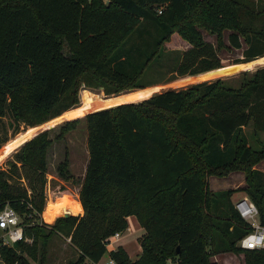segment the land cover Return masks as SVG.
<instances>
[{
  "label": "trees",
  "instance_id": "16d2710c",
  "mask_svg": "<svg viewBox=\"0 0 264 264\" xmlns=\"http://www.w3.org/2000/svg\"><path fill=\"white\" fill-rule=\"evenodd\" d=\"M143 25L155 28L151 42ZM174 35L187 43L180 53L166 49ZM222 49L241 51L228 64L264 56V0H0V148L21 125V143L33 137L0 167V210L14 208L29 239L4 247L3 262L45 264L56 234L77 251L68 264L98 261L105 240L125 231L134 215L144 228L142 251L132 260L119 246L112 253L119 264H219L213 257L226 252L264 264V248L239 246L252 226L232 203L245 192L264 225V171L255 168L264 160V66L241 71L237 85L219 78L123 102L145 93L125 90L225 66ZM149 71L166 74L144 82ZM83 86L118 95L99 99L96 110L73 108L69 115L77 118L55 138L40 132L79 104ZM81 121L89 151L79 190L83 213L47 223L48 149ZM232 172L245 174L244 187L211 189L210 176ZM58 175L72 179L68 157ZM70 197L60 194L53 208L75 214Z\"/></svg>",
  "mask_w": 264,
  "mask_h": 264
},
{
  "label": "rangeland",
  "instance_id": "374dc122",
  "mask_svg": "<svg viewBox=\"0 0 264 264\" xmlns=\"http://www.w3.org/2000/svg\"><path fill=\"white\" fill-rule=\"evenodd\" d=\"M147 30L151 32V34H149ZM143 31H144V37L151 42V39L155 34V28L151 25H143ZM203 32H204V36L206 40L211 41L215 44L217 43L215 35L205 30ZM143 40H144L143 37L137 36L136 45L139 47H142ZM186 46H187V43L184 42L177 35H174L171 41L166 43V49H169L171 51L174 50L178 53H180V51L184 49ZM220 53L226 63L222 69L218 68L217 71L203 72L197 75L186 76V77L174 80V81L161 83V84H155V85L147 86L144 88H134V89L125 90L123 92H128L130 90H136V91L143 90L145 91V93H140L141 97L138 99L131 98L123 102H137L160 91H164V90L171 89V88H176V89L184 88V87L190 86L198 82L212 81V80L219 79V78L225 79L230 84L237 85L238 80H239L238 77L241 71L243 70L254 71L257 68L264 66V61L263 62L259 61V59L263 58L264 56L257 58L255 60H252L250 62H246V63L228 64L229 63L228 61L230 59L241 56V51L240 50L229 51L226 49H222ZM152 67H155V66H152ZM165 74H166L165 72L160 73L158 71H155V72L149 71V73L145 74L143 81L148 82V83L159 81L160 79L164 77ZM114 95H118V94L106 95L104 94L103 89L102 90L99 88L93 89V88L83 86L79 90V104L65 111L60 116L53 118V119H58V121L53 123L51 126L50 125L43 126L40 132L43 130H49L50 132L49 134L51 138H55L56 135L59 134L61 126L64 124V122L77 118V117H72L69 115V113L72 111L73 108L79 105L87 104L88 106L87 111L96 110V109H99L98 107L99 99L100 100L103 99L104 96H114ZM53 119H50V120H53ZM24 131H26V129H24V125H21L20 132L16 135H12L11 129H10L9 135L11 138L9 142L4 144L0 148V167L1 168H4V169L8 168L9 166L8 161L13 157V153L16 152V150H18L20 146L24 143V142L21 143L20 137H19L20 134L23 133ZM245 131L247 135L249 136L251 143L256 148H259L260 141L258 142L256 138L253 136V129L251 127H247ZM87 138H88V133H87L86 123L84 121H81L78 127L75 130H72L69 133H67L62 140H56V139L54 140L53 144L48 149V181L49 180L51 181L52 190H56L60 188L61 185L62 186L64 185L65 188L68 189V191L64 193L70 196H72L73 194V198H77L75 196V193H77L78 188L80 186V181L85 175L87 163L89 160ZM259 139L263 140V143H264V133L262 134V137L261 136L259 137ZM67 157L69 159L70 171L73 173L72 179L68 181L63 180L58 175V167L60 163L63 162ZM245 182H246L245 174L243 172H232L226 177H220V176L209 177L210 187L211 189L215 191L231 189V188H242L245 186L244 185ZM22 183L27 184V180L26 179L23 180ZM51 196L54 199V195L52 194ZM243 196H248V195L243 191H238L232 196V203H234L238 198L243 197ZM46 206L49 210L48 218H50V220H53L54 218L56 219L57 217L65 213L64 211L55 210L53 208L52 202ZM81 210L82 208L80 209V212ZM80 212L77 209V212L75 214L73 213V215H77ZM42 218L47 223H53L55 221L54 219L51 222L48 220V218L46 221L43 217V213H42ZM128 221L130 225V232L127 231L125 234H123L122 239L119 241V244H121L124 247V249L128 251V253L130 254L133 260H136L141 254V248H140L141 245L138 239L143 234V231L142 229H140L139 231L140 233L136 231L137 230L136 226L138 225V223L136 221L135 216H131L128 219ZM127 233L129 234V236H127ZM47 250H48L47 260L45 264H68V262L71 259H74L77 257V251L70 244L69 239H65V237H62L57 234L54 235L48 242ZM232 256H233L232 260H231V257H228L230 258L229 260L231 262H227V263L244 264L243 254H236V256L235 255H232ZM219 260H221L220 257H219ZM0 264H5V263L1 262ZM34 264L36 263L34 262Z\"/></svg>",
  "mask_w": 264,
  "mask_h": 264
},
{
  "label": "built area",
  "instance_id": "2783aa9c",
  "mask_svg": "<svg viewBox=\"0 0 264 264\" xmlns=\"http://www.w3.org/2000/svg\"><path fill=\"white\" fill-rule=\"evenodd\" d=\"M56 190L51 189V181L49 180L47 187V202L53 199L51 196L52 194L55 199V197L68 191L66 188L63 190ZM234 207L240 216L252 226L251 232L239 241V246L244 249L264 248V225L260 221L259 209L256 203L248 196H243L234 202ZM127 230L128 228L125 231H118L106 239L105 254L98 261L90 262L88 264H119L116 258L112 256V253L118 250V243ZM24 239L29 240L24 236L22 217L14 208L6 205L0 210V263L3 262L1 250L4 247L13 246L16 242ZM169 262L172 263L173 260L169 259Z\"/></svg>",
  "mask_w": 264,
  "mask_h": 264
},
{
  "label": "crops",
  "instance_id": "0c3cea01",
  "mask_svg": "<svg viewBox=\"0 0 264 264\" xmlns=\"http://www.w3.org/2000/svg\"><path fill=\"white\" fill-rule=\"evenodd\" d=\"M264 58V57H263ZM263 58H260L259 60H261V59H263ZM239 64V63H238ZM223 67H221V68H219V69H222ZM218 69H215V70H212V71H207V72H213V71H217ZM264 132H262V133H260V136L262 137V134H263ZM262 139V138H261ZM260 144V143H259ZM264 160H262L261 162H259L258 164H256V166H255V168H257V169H259V170H261V171H264ZM72 173V172H71ZM73 174V173H72ZM211 177V176H210ZM83 179V178H82ZM246 184V183H245ZM244 184V185H245ZM79 190H80V186H79V188H78V191H77V193H75V196L77 197V200L80 202V204H81V201H80V199H79ZM57 200H55V199H51L49 202H48V204L49 203H51V202H56ZM47 204V205H48ZM82 205V204H81ZM79 206L80 207V209L81 208H83L82 206ZM79 212H80V210H79ZM83 213V210H81V212L79 213V214H82ZM78 215V214H77ZM131 216H134V215H131ZM131 216H129L128 217V219L131 217ZM55 219V218H54ZM53 219V220H54ZM49 220V219H48ZM53 220H49V221H53ZM136 221H137V223H138V225L136 226V231H140V229H142V231H143V233H144V228L140 225V223H139V221H138V219L136 218ZM136 223V222H135ZM128 230L127 231H129L130 232V225H129V221H128ZM126 231V232H127ZM140 233V232H139ZM142 234V233H141ZM127 236H129V234L127 233ZM122 239V238H121ZM120 239V240H121ZM118 245L119 246H122L121 244H119L118 243ZM123 247V246H122ZM140 248H141V246H140ZM141 251H142V248H141ZM128 252V251H127ZM232 255H235L236 256V254H234V253H229V252H226V253H220V254H217V255H215L214 257H213V260H215V261H217L218 263H220V264H232V263H227V262H231L229 259L230 258H228V257H231V260H232V258H233V256ZM129 256H130V254H129ZM219 257L221 258V260H219ZM130 258H131V256H130ZM132 259V258H131ZM133 260V259H132Z\"/></svg>",
  "mask_w": 264,
  "mask_h": 264
},
{
  "label": "bare ground",
  "instance_id": "6f19581e",
  "mask_svg": "<svg viewBox=\"0 0 264 264\" xmlns=\"http://www.w3.org/2000/svg\"><path fill=\"white\" fill-rule=\"evenodd\" d=\"M66 199H71L72 202H74V203L77 204V208H78V210H80V207H79V206H80V202L77 200V198H73V197L71 198V197H70V198H66ZM55 200H58V199H55ZM49 201H50V200H49ZM49 201H48V202H49ZM48 202H47V204H48ZM47 204H46V205H47ZM46 207H47V206H46ZM46 207H45V211H46ZM48 219L50 220V218H48Z\"/></svg>",
  "mask_w": 264,
  "mask_h": 264
},
{
  "label": "water",
  "instance_id": "95a60500",
  "mask_svg": "<svg viewBox=\"0 0 264 264\" xmlns=\"http://www.w3.org/2000/svg\"><path fill=\"white\" fill-rule=\"evenodd\" d=\"M99 89L102 90L103 87H99ZM104 94H105V93H104ZM149 97H150V96H149ZM144 99H145V98H144ZM124 103H125V102H124ZM103 109H104V108H103ZM88 113H89V112H88ZM86 114H87V113H86ZM84 115H85V114H84ZM79 117H80V116H79ZM37 134H38V133H37ZM37 134H36V135H37ZM32 138H33V137H32ZM32 138H30V139H32ZM30 139H29V140H30ZM29 140H27V141H29ZM27 141H25L24 143H26ZM24 143H23V144H24ZM23 144H22V145H23ZM22 145H21V146H22ZM21 146H20V147H21ZM71 215H73V214L70 213V212H65V213H63L61 216L68 217V216H71Z\"/></svg>",
  "mask_w": 264,
  "mask_h": 264
}]
</instances>
